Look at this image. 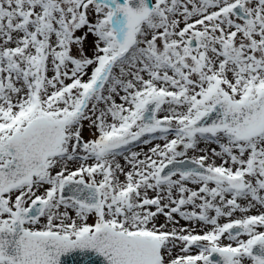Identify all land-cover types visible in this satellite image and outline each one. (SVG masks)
<instances>
[{"label":"snow or ice","instance_id":"6c2138e0","mask_svg":"<svg viewBox=\"0 0 264 264\" xmlns=\"http://www.w3.org/2000/svg\"><path fill=\"white\" fill-rule=\"evenodd\" d=\"M0 264H264V0H0Z\"/></svg>","mask_w":264,"mask_h":264},{"label":"water","instance_id":"95a60500","mask_svg":"<svg viewBox=\"0 0 264 264\" xmlns=\"http://www.w3.org/2000/svg\"><path fill=\"white\" fill-rule=\"evenodd\" d=\"M61 259H62V261H63V257H62Z\"/></svg>","mask_w":264,"mask_h":264}]
</instances>
